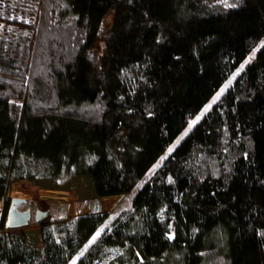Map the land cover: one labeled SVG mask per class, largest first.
Returning <instances> with one entry per match:
<instances>
[{"label": "trees", "instance_id": "1", "mask_svg": "<svg viewBox=\"0 0 264 264\" xmlns=\"http://www.w3.org/2000/svg\"><path fill=\"white\" fill-rule=\"evenodd\" d=\"M263 36L264 0H0V203L17 179L142 183L75 264H264ZM62 262L0 234V264Z\"/></svg>", "mask_w": 264, "mask_h": 264}, {"label": "rangeland", "instance_id": "2", "mask_svg": "<svg viewBox=\"0 0 264 264\" xmlns=\"http://www.w3.org/2000/svg\"><path fill=\"white\" fill-rule=\"evenodd\" d=\"M209 6H213L216 9L224 8L226 0H204ZM264 45V36L260 40L255 49L258 51ZM253 55L247 57L243 63L237 67L233 74L224 82L218 92L211 98V100L201 109V111L196 114V116L189 122L185 129L179 134V136L173 141L169 148L163 153V155L155 162L152 168L149 170V174L154 172L167 158V156L174 151L180 141L185 138L188 132L201 120L205 115L206 111L210 106L218 100L219 96L230 86L232 81L240 74L244 67L248 64ZM195 121V123H193ZM40 185L41 190L51 189L56 190L66 196L65 199H41V197L36 196L32 199H26L25 203L19 205L18 209L24 211L26 209H31V219L30 223L26 228H9L7 226V218L5 220V227L0 231V234L4 235L6 238L11 232L17 233L20 230L25 229H35V226L39 223L45 222L50 227H58L63 224H57V222H68L71 224L85 223L77 226L76 231L72 232L70 235H51L44 239L41 232L38 231V237L36 236V249H28V251H19L15 254L31 253L34 257L40 258L41 252L46 251L48 245L51 249V257L57 258L59 252L63 253V258L65 256L64 263L61 264H75V261L82 255L84 246L88 241H93L96 236L102 232L106 224V220L113 216L115 213L121 210L127 209L130 206L131 198L135 193L142 187V183L133 185V187L125 192H119L115 195H107L105 188L101 185L96 176H79L64 179H44L42 181H37ZM10 184V183H9ZM8 184V187H9ZM7 187V189H8ZM62 195V194H61ZM115 196H122V200L115 205ZM8 199V193L6 192L5 197L0 203V216L3 213V203ZM10 205V199L9 203ZM46 211L49 213V217L43 221L36 219V210ZM69 222V223H70ZM104 225V226H103ZM94 226V227H93ZM84 227V229H83ZM89 228H92L89 232ZM78 236H81L80 243H75L74 241ZM78 244L77 248L70 251V244ZM89 244V242H88ZM84 248V249H83ZM11 252V251H10ZM13 253V252H12ZM78 255L76 258L75 256ZM67 256V257H66ZM211 264H226L222 257H218L213 260Z\"/></svg>", "mask_w": 264, "mask_h": 264}, {"label": "bare ground", "instance_id": "3", "mask_svg": "<svg viewBox=\"0 0 264 264\" xmlns=\"http://www.w3.org/2000/svg\"><path fill=\"white\" fill-rule=\"evenodd\" d=\"M45 190H41L40 185L35 180H20L16 182H11L7 189L8 197L9 198H19V199H32L36 196L41 197V199L51 198V199H65L66 196L62 193V195H45L42 192ZM62 222L61 226L58 227H50L45 222H41L35 226V229H25L20 230L18 233L11 232L5 238L8 249L13 252L17 253L19 251H28V249L34 248L36 249V236L38 237V231L41 232L44 239L51 235H70L72 232L76 231L77 226L85 223H78V224H71V222ZM28 226V225H27ZM94 227V226H93ZM26 227L22 226L19 229H24ZM84 229V227H83ZM92 228H89V232ZM81 236H78L75 243H80ZM71 243L70 244V251L77 248L78 244ZM67 257V256H66ZM65 260V256L63 258Z\"/></svg>", "mask_w": 264, "mask_h": 264}, {"label": "water", "instance_id": "4", "mask_svg": "<svg viewBox=\"0 0 264 264\" xmlns=\"http://www.w3.org/2000/svg\"><path fill=\"white\" fill-rule=\"evenodd\" d=\"M16 181H20V179L12 180L11 182H16ZM42 194L61 195L62 193L56 190L46 189L45 191L42 192ZM113 198H115V205L119 203L120 200H122V196H115ZM8 199H10V206H9V210L7 213V220H8L7 226L9 228H19L22 226L29 225V221L31 219V209L29 208L24 211H20L18 209L19 205H21L22 203H25L26 199L9 198V197ZM35 216H36V219L41 222L49 217V213L46 211H41L40 209H37Z\"/></svg>", "mask_w": 264, "mask_h": 264}, {"label": "clouds", "instance_id": "5", "mask_svg": "<svg viewBox=\"0 0 264 264\" xmlns=\"http://www.w3.org/2000/svg\"><path fill=\"white\" fill-rule=\"evenodd\" d=\"M9 206H10V205H8V210H9ZM7 213H8V211H7ZM6 218H7V216H6ZM29 223H30V221H29Z\"/></svg>", "mask_w": 264, "mask_h": 264}, {"label": "crops", "instance_id": "6", "mask_svg": "<svg viewBox=\"0 0 264 264\" xmlns=\"http://www.w3.org/2000/svg\"><path fill=\"white\" fill-rule=\"evenodd\" d=\"M62 222H57V224H61Z\"/></svg>", "mask_w": 264, "mask_h": 264}, {"label": "snow or ice", "instance_id": "7", "mask_svg": "<svg viewBox=\"0 0 264 264\" xmlns=\"http://www.w3.org/2000/svg\"><path fill=\"white\" fill-rule=\"evenodd\" d=\"M193 123H195V121Z\"/></svg>", "mask_w": 264, "mask_h": 264}]
</instances>
